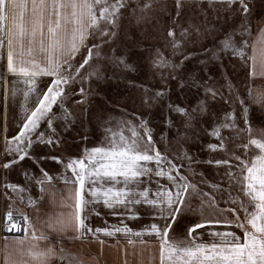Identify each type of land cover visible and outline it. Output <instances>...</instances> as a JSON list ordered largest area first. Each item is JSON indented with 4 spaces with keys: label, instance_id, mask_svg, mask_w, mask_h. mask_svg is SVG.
<instances>
[{
    "label": "snow or ice",
    "instance_id": "obj_1",
    "mask_svg": "<svg viewBox=\"0 0 264 264\" xmlns=\"http://www.w3.org/2000/svg\"><path fill=\"white\" fill-rule=\"evenodd\" d=\"M255 7L0 0V264H87L66 246L120 233L139 241L137 256L154 240L158 264H264V134L253 135L264 93L248 87L264 81ZM114 80L126 92L113 93ZM192 145L206 149L201 171ZM57 184L71 211L53 217L41 209ZM29 185L41 195L21 212L13 199ZM101 201L150 222L93 227Z\"/></svg>",
    "mask_w": 264,
    "mask_h": 264
},
{
    "label": "crops",
    "instance_id": "obj_2",
    "mask_svg": "<svg viewBox=\"0 0 264 264\" xmlns=\"http://www.w3.org/2000/svg\"><path fill=\"white\" fill-rule=\"evenodd\" d=\"M21 103H23L22 98ZM9 122L12 127L16 126V122L12 118V113H9ZM161 182L163 183L164 181ZM55 191L57 193V198L53 200L49 197L44 202L41 211L48 216L60 217L71 211V208L69 207L70 201L61 202L59 199L62 185H55ZM64 191L65 194H67L70 189H64ZM23 195L25 196L23 202H20L15 198L13 199V206L21 212L26 210L27 196L31 194L26 192ZM40 195L41 194L38 190H35L32 194L34 198ZM97 212H99L100 215H96ZM87 222L93 227H103L105 225L119 226L122 222L127 224L130 228L137 230L146 227L150 222V217L142 216L139 219H133L130 213H126L123 210H121L119 216H114L111 215V210L106 208L101 201L94 207V210L89 212ZM14 237L18 236H9V239H13ZM101 239L105 240L103 246L99 245L96 241H92L90 246L88 243H69L66 247L69 250L74 251V253L78 255L81 260L86 261L87 264H125V261H127V264H158V255L156 252L157 245L156 242L150 238L145 237V239H149V246L144 250L142 256L133 254L134 250L139 251L142 247L135 237L120 233L117 234V236L110 238L101 235ZM129 239L133 240V244H128ZM204 239L207 240L209 237L205 235ZM125 251H127V255H125Z\"/></svg>",
    "mask_w": 264,
    "mask_h": 264
},
{
    "label": "rangeland",
    "instance_id": "obj_3",
    "mask_svg": "<svg viewBox=\"0 0 264 264\" xmlns=\"http://www.w3.org/2000/svg\"><path fill=\"white\" fill-rule=\"evenodd\" d=\"M256 2V7L253 11V25L254 27L256 26V23L258 21H261L262 19H264V7H261L260 4V0H255ZM253 37H255V33H253ZM212 37L209 36L208 40L211 41ZM188 47L190 48H195L198 49L199 48V43H190L188 45ZM193 55H199V52H193ZM166 74V73H165ZM159 77V73H157V78ZM126 82L125 81H112L111 85L109 86L112 90L113 93L120 91V92H126V88H125ZM241 87H244V85H241ZM248 87L251 89V95L253 98H255L258 94L260 93H264V81L257 79L255 81V83H249ZM130 90V89H129ZM138 95V93H136ZM253 128H254V132L253 135H255L257 138H259L261 136V134H264V125H261L257 120L253 121ZM117 131H119L117 129ZM127 134V133H126ZM89 139H93L92 137H89ZM208 142H214L213 138L211 136L207 137ZM200 143H202V141H198ZM246 142V141H245ZM85 143L81 142V147H84ZM88 147H91V144H87ZM206 152V149H202L200 151H197L195 145H192V153L195 156L194 162H193V167L197 169V171H201L203 170V166H204V161L208 158L207 155H205L204 153ZM199 165V167H198ZM51 166V165H50ZM16 179H21L23 183H27V178H21V177H17L14 176L13 177V181L15 182ZM31 185H29V191L27 192L28 194H33V192L31 190ZM3 205L2 203H0V209H2ZM2 234L0 233V238H2Z\"/></svg>",
    "mask_w": 264,
    "mask_h": 264
},
{
    "label": "built area",
    "instance_id": "obj_4",
    "mask_svg": "<svg viewBox=\"0 0 264 264\" xmlns=\"http://www.w3.org/2000/svg\"><path fill=\"white\" fill-rule=\"evenodd\" d=\"M2 236H4L5 234L1 233ZM22 235V233H15V234H9V236H20Z\"/></svg>",
    "mask_w": 264,
    "mask_h": 264
}]
</instances>
